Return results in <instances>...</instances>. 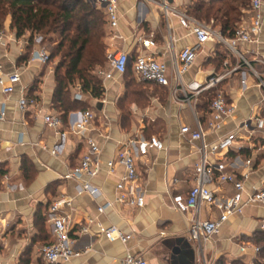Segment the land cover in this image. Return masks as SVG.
<instances>
[{"label": "crops", "instance_id": "0c3cea01", "mask_svg": "<svg viewBox=\"0 0 264 264\" xmlns=\"http://www.w3.org/2000/svg\"><path fill=\"white\" fill-rule=\"evenodd\" d=\"M168 1L199 20L212 23L216 30L230 37L218 20L213 17L207 20L200 11L201 6L203 10L209 5L221 7L225 0ZM118 4L119 26L113 31L109 28L108 50H124L132 60L143 51L170 63L167 49L170 34L176 39L177 51L195 42L194 35L181 27L178 17L171 15L167 20L160 7L149 0H118ZM234 5L239 4L234 2ZM240 10L239 25L251 18L248 8L240 7ZM10 25L11 19L3 28L8 44L0 45V62L6 72H18L20 81L12 94L0 91V109L5 111V118L0 119V264H46L41 250L54 240L50 205L62 196L72 202L66 208L71 216L70 234L75 240L74 248L81 255L60 260L58 264H121L128 253L142 256L152 264H195L198 253L196 245L189 240L193 215L179 212L172 204L174 194L187 193L195 184V165L201 158L202 143L191 142L181 133L186 125L197 129L191 108L172 100L168 88L145 83L136 75L134 85H128L125 74L118 73L113 79L102 81L104 94L100 99L83 94L82 99H77L78 89L75 90L74 98L88 102V109L96 115L86 133L101 148V170L91 181L101 189V195L94 198L80 191L79 181L65 178L89 149L87 139L78 137L70 128L82 111L71 112L60 131L45 123L46 113L57 115L58 112L53 103L55 72L49 71L47 64L32 59L40 43L34 41L28 48V36L17 37ZM140 36L154 40L155 46L145 50L138 42ZM239 49L253 62L255 70L263 72L264 67L257 59L264 60V26L257 42L240 43ZM230 70L232 73L215 90L235 106L234 113L220 123L219 129L211 130L212 103L206 111L199 107L204 92L197 102V114L208 146L228 133L238 134L242 149L235 146L211 155L210 159L225 163L228 173L238 176L248 173L245 185L251 190L264 180V132L255 125L256 117H264V88L252 70L238 67L237 58L226 46L214 43L204 46L184 79L205 82ZM140 85L143 89H138ZM147 87L153 90L149 99L144 97ZM158 90L164 94H158ZM30 95L38 98L42 111L20 110L19 99ZM152 136L163 141L164 149L151 148L147 155L137 150L135 153L145 205L142 208L121 205L116 201V186L125 169L116 163L110 172L108 162L115 160L130 140ZM54 149L56 154L52 153ZM248 160L251 166L247 165ZM211 189L219 199L231 196L235 190L231 183L217 182ZM107 201L113 205L100 213L98 207ZM219 214L216 206H203L200 217L217 219ZM263 217L264 207L259 205H248L242 214L230 216L205 245L208 262L215 264L222 256L228 261L241 258L250 262L252 237L261 229ZM86 225L89 231L83 232ZM112 225L133 237L127 243L107 239L103 231ZM242 245L248 246L247 253L241 252Z\"/></svg>", "mask_w": 264, "mask_h": 264}, {"label": "built area", "instance_id": "2783aa9c", "mask_svg": "<svg viewBox=\"0 0 264 264\" xmlns=\"http://www.w3.org/2000/svg\"><path fill=\"white\" fill-rule=\"evenodd\" d=\"M86 1H91L105 11L109 21V28L112 31L118 29L120 21L118 0ZM149 1L160 7L167 20L171 15L178 17L181 27L194 35L195 42L177 51L175 45L176 39L170 34L167 44L171 58L170 63L160 61L154 55L144 53L143 51L135 60H132L129 53L124 50H108L107 64L104 67L98 68L96 75L102 81H105L113 79L116 73L124 75L129 68H132L134 75L139 79L168 88L172 100L191 108L196 120L197 129L194 130L186 125L181 128V133L188 136L191 142L200 141L202 143V146L199 148L201 158L195 165V184L187 193L174 194L172 196V204L179 212L193 215L190 219L189 240L196 245L198 258L195 264H210L205 253V245L211 242L219 233L221 227L229 217L242 214L248 205L264 207V180L261 185L249 190L245 185L248 173H243L241 176L234 173L231 174L226 172L225 163L211 161V155H218L221 151H228L235 146L242 149V146L238 145L239 139L236 132L228 133L212 146H208L205 143L206 132L196 108L198 99L204 92L215 88L232 71H227L223 75L212 76L205 82L196 80L185 81L184 77L194 65L204 46L207 43H214L226 46L237 58L238 67L246 66L252 70L259 80L260 86L264 88V71L259 72L255 70L253 62L247 59L239 49L240 43H255L258 41L264 26V0H251L247 10L251 14V18L248 22L244 21L241 23L235 30L234 35L230 37H226L222 32L216 30L212 23L199 20L188 11L180 10L171 5L168 0ZM7 40V32L4 29H0V45L6 47L8 44ZM138 42L145 50H149L155 46L154 40L145 39L141 36L138 37ZM32 59L47 64L49 71H55V65L52 62L50 53L45 47L41 46L40 49L34 51ZM257 62L261 63L264 67V60L257 59ZM19 81L20 74L18 72H6L3 64L0 62V91L5 95L12 94L15 85ZM76 98H83L80 87H78ZM18 105L20 110L24 112L30 108L42 111L38 98L33 95L21 97ZM211 108L213 116L209 125L211 130L219 129L220 123L235 111V106L228 103L223 93L216 95ZM95 116L93 110H86L81 113L77 121L70 125L74 134L87 139L89 149L82 157L80 164L72 169L65 178L76 179L80 182L81 192H86L92 197L97 198L101 195V189L91 181L101 170V148L93 139L86 136ZM4 118L5 111L2 108L0 109V119ZM44 121L47 125L58 131L62 127V120L53 113H46ZM255 125L257 130L264 132V117H256ZM64 135L62 133V136ZM164 147L163 141L156 136L148 139H132L122 147L115 160L108 162L110 172H113L116 163H119L125 169L124 175L116 186V201L119 204L129 208L144 207V192L139 185L140 174L135 153L137 150L139 154L147 155L151 148L162 150ZM56 152L57 149L52 151L53 154H56ZM247 165L251 166V160L247 161ZM4 177L7 178V175ZM215 182L233 184L235 189L233 194L224 199L217 198L211 189V185ZM71 204L72 202L68 198L62 196L50 205L54 240L45 245L41 250L46 264H58L60 260H69L81 255V252L74 248L75 240L70 234L71 216L66 208ZM112 205V202L107 201L98 207V211L103 213ZM203 206H216L220 211L219 217L217 219H202L200 213ZM91 222L90 220L89 223ZM260 228L264 229V217L261 220ZM82 231L88 232L89 225L84 226ZM103 234L109 240H117L122 243H127L133 237L132 234L123 232L115 225L105 228ZM250 248L252 249L253 257L246 264H256L262 247L252 244ZM240 249L242 253H247L249 248L246 245H242ZM121 264L152 263L142 256L128 253L121 261Z\"/></svg>", "mask_w": 264, "mask_h": 264}, {"label": "trees", "instance_id": "16d2710c", "mask_svg": "<svg viewBox=\"0 0 264 264\" xmlns=\"http://www.w3.org/2000/svg\"><path fill=\"white\" fill-rule=\"evenodd\" d=\"M234 2L242 4L241 0H231L218 8L209 5L203 10L204 6H201L200 14L207 20L211 17L218 20L223 31L233 36L242 20L240 7L248 8V3L246 7H239ZM8 16L11 17L10 27L16 36H28V48L38 34H54L57 37V45L50 56L51 59L60 56L54 71L57 86L53 103L62 122H67L71 112L89 110L88 102L74 98L73 93L78 87L87 97L100 99L103 96V83L96 70L107 64L109 21L102 8L86 0H0V29H3ZM224 57L221 55V58ZM125 76L130 78L127 79L128 85L133 84L132 68ZM216 95L215 88L206 91L199 107L208 110ZM252 243L262 247L256 264H264V229L253 235ZM215 264L246 262L241 258L228 261L222 256Z\"/></svg>", "mask_w": 264, "mask_h": 264}, {"label": "rangeland", "instance_id": "374dc122", "mask_svg": "<svg viewBox=\"0 0 264 264\" xmlns=\"http://www.w3.org/2000/svg\"><path fill=\"white\" fill-rule=\"evenodd\" d=\"M242 2V4H240L239 3V7L241 6V5H244V7H246L247 6V3H248V0H241ZM243 1H246V3H244L243 4ZM226 2H230L229 0L228 1H226ZM226 2H224L223 4H225ZM217 7V6H216ZM11 19V17L10 16H8L6 19H5V21H4V24H3V28L6 26V24L8 23V20H10ZM13 31V30H12ZM43 37L45 38V39H43ZM50 38H52L51 40H49ZM34 41H38L39 43H40V45L42 46V47H45L48 51H49V53L51 54V52L54 50V47L57 45V37L54 35V34H51L50 36H44V34L42 33V34H38V35H36V37H35V40ZM60 61V56H58V57H54L53 59H52V62L54 63V65L56 66L57 64H58V62ZM127 79H130V78H128L127 77ZM135 80H133V82H134ZM135 83H136V81H135ZM134 85V84H133ZM137 87H135V89H136ZM143 89V86H138V89ZM147 90H144L145 92H147L145 95H144V97L146 98V99H149L150 97L149 96H151L152 94H153V90H151V88H149V87H147L146 88ZM157 93L158 94H164V92L163 91H161V90H158L157 91Z\"/></svg>", "mask_w": 264, "mask_h": 264}]
</instances>
